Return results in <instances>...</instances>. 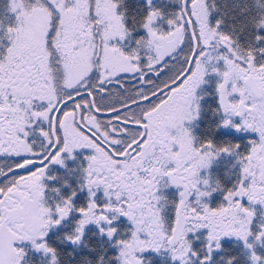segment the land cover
I'll return each mask as SVG.
<instances>
[{"label":"snow or ice","instance_id":"snow-or-ice-1","mask_svg":"<svg viewBox=\"0 0 264 264\" xmlns=\"http://www.w3.org/2000/svg\"><path fill=\"white\" fill-rule=\"evenodd\" d=\"M0 264H264V0H0Z\"/></svg>","mask_w":264,"mask_h":264}]
</instances>
